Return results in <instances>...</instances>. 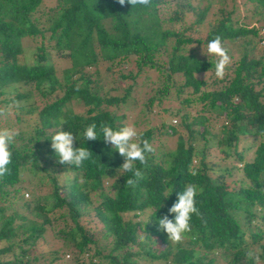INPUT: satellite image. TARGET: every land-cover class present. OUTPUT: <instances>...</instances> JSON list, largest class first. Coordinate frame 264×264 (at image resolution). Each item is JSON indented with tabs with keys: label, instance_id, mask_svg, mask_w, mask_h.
I'll list each match as a JSON object with an SVG mask.
<instances>
[{
	"label": "trees",
	"instance_id": "trees-1",
	"mask_svg": "<svg viewBox=\"0 0 264 264\" xmlns=\"http://www.w3.org/2000/svg\"><path fill=\"white\" fill-rule=\"evenodd\" d=\"M229 1L227 8L226 0H216L214 18L200 38L196 32L211 0L200 8L199 0L194 5L173 0L182 10H173L169 24L183 22L185 11L194 15L178 31L164 29L157 15L169 0H154L152 9L122 6L118 0H55L46 9L43 0H0V104L16 112L12 123L0 117V127L29 125L17 129L10 173L0 178V264H255L249 245L264 234V34L259 33L264 0H246L251 5L240 18L234 17V0ZM217 36L231 58L223 79L214 76L216 58L203 53ZM25 41L33 43L31 62L25 61ZM260 41V55L254 57ZM50 47L65 60L59 77L46 63ZM140 74L148 87L142 116L155 121L150 108L165 100H176L178 107L161 108L154 113L157 123L138 131L154 151L146 166L136 162L142 179L130 186L127 181L135 177L120 168L124 158L118 151L102 135L91 141L82 134L92 123L98 134L102 124L125 125L128 114L117 110L134 101ZM210 77L216 87L207 82ZM33 93L42 98L40 106L26 102ZM22 109L33 114L30 123L22 120ZM220 115L224 121L214 126ZM173 117L180 129L171 123ZM60 130L76 136L74 147L92 152L80 167L58 162L51 137ZM173 135L172 147L162 148ZM244 136L257 141L250 160L244 157ZM213 151L240 164L219 168L209 159ZM23 171L36 178L38 190L46 185L47 194L32 190L29 199L18 197ZM188 184L201 189L196 196L200 215H192L193 231L177 244L168 240L158 219L174 218L168 209ZM54 211L55 220L72 222L55 232L70 251L63 245L38 252ZM91 214L102 230L79 223ZM258 248L264 259V245Z\"/></svg>",
	"mask_w": 264,
	"mask_h": 264
},
{
	"label": "rangeland",
	"instance_id": "rangeland-1",
	"mask_svg": "<svg viewBox=\"0 0 264 264\" xmlns=\"http://www.w3.org/2000/svg\"><path fill=\"white\" fill-rule=\"evenodd\" d=\"M54 1L55 0H43L42 4H43L44 9H46L47 6H52L54 4ZM196 1H198V0H191V4L194 5L196 3ZM177 2H179V1H177ZM206 2H207V0H199V4H198L199 8L202 6H205ZM242 2H244L245 4H242ZM225 3H227L226 7L229 8L231 2L229 0H226ZM234 4L236 5L234 17H237V18L241 17L242 10L249 8L251 5L250 2H246V0H234ZM210 7H209L210 10L208 11L207 17L204 18L202 25L199 27L200 31L196 32V36L199 35L200 38H203L204 33L206 31V28H207V25L214 18L213 13L215 12L216 8L218 7L216 5V0H211ZM173 10H182L181 5H177L176 3L173 2V0H169V2L161 4L158 7L157 15L160 18V20H163L165 22L162 24L164 29L169 28L170 30L178 31L181 29L183 24L189 23V21L194 19V15L192 12L189 13L188 11H185L183 22L182 21L181 22H172L171 24H169L167 22V19L169 17L173 16ZM259 33L264 34V28H262L259 31ZM186 34H191V33L189 31H187ZM25 43H26L25 44L26 47L24 50L25 61L31 62L30 55H31V52L33 50V47H32L33 43H32V41L31 42L25 41ZM261 45H262V41L259 42V45H258L259 49H256L257 54L254 53V57H257L260 55ZM46 53H47L46 54V60H47L46 63L50 62L52 64V66L55 67V69H56L55 74L57 77H59L60 76V69L63 66H65V60L62 59L61 57H58L59 52H56L54 49H51V47L46 49ZM226 74H227V72H226ZM142 77H143V74H140V76L136 77L134 80L133 90L131 93L134 97V101L132 103H130V105L127 109H125V108L128 104L124 105V107L119 108V110H117V111L122 110L123 112L127 113L128 117H126V119L124 120L125 125L126 124H132L137 128L138 131H140L143 128H148V127L154 126L158 121V120H156L157 117L154 113H156L157 111H160L161 108H166V107L168 108V106H170L172 108L178 107V102L176 100H170V101L165 100V101H163V103H160V104L154 103L152 105V108H150V111H151L150 114L153 117L152 120H155V121L150 122V119L145 118V115L142 116L141 112H140V110L142 111L141 102L145 99V97L147 96V92H148V87L142 86V82H143ZM115 80H117V79H115ZM212 80H213L212 77H210L207 79V82H209L210 85H212L213 87H216V84L213 83ZM126 82L128 84L131 83L129 80H126ZM121 84L122 83H120L119 86H121ZM33 96L34 97H32V98H34V99H31V97H29L28 99H26V102H30L33 100L35 102L34 105L40 106L42 103V98H40L39 96L37 98V95L35 93H33ZM21 103L23 104L24 102H21ZM3 108L6 111V115L4 117L6 118V120L9 123H12L14 121V118H15L14 114L16 112L12 113L7 109V107L0 104V109H3ZM196 108H197V110L199 109L198 106ZM72 109H74L75 111H78V110H80V105L73 104ZM20 112H21V114H20L21 117L24 118V119H22V118L21 119L24 121L29 120L27 122L30 123V120H31L30 118L33 116V114L29 115L30 112L27 113L26 110H23V109ZM145 112H146V109H145ZM146 114H147V112H146ZM222 121H224V119L220 115L218 117L217 121L216 120L214 121L213 125L219 126V124ZM171 123L174 125H177V128L180 129L178 117H173ZM28 126H29L28 123L26 124V122H22L21 124H18V126L16 124H12L11 128L16 129V130L17 129L20 130V129H26ZM174 138H175L174 135L171 137H168L164 142H162L161 147L164 149L171 148L172 147V141L174 140ZM243 139H244V141H243L242 145L247 146L246 150L244 151V157L246 160H250L251 157L253 156L252 155L253 150H254V147H255V144L257 143V141H253L251 138H250L251 139L250 140L247 136H244ZM156 143H157V140L154 138L153 144H156ZM241 148H242V146H241ZM212 154H213L212 156H209V159H211V160L214 159L213 161L218 163L219 168L220 167H232V165H234V164L236 166H238L240 164L239 162L235 161L234 157H231L229 159H224V158H222V154L216 153V151H213ZM237 175H238L237 177H239L240 173ZM233 176H236V175H233ZM32 177L33 176L30 173L27 174V172H25V171L20 173L21 181H18V186H21V189L16 194L18 197H19V194H21L22 199H25V200L29 199L30 195H32L33 191H35L34 194H36V195L37 194H43V195L47 194L48 190H47L46 185L38 190L37 188L34 187V184L36 183V178L33 179ZM15 203H17V202H15ZM19 211H22V210L19 209ZM53 215L56 216L57 211H54L51 214V219H50L51 223L48 226H46L47 228H46V231L44 233V236L42 237V240H41L42 242L37 243L38 252L43 250V253H46V252H48V250H52V249H56V248L61 250V248L65 244L63 237L60 235L56 236L57 233L55 234V232H57L58 229L71 226L72 222L67 217H65L64 219L59 218V219L55 220L53 218ZM88 217H89V220L85 221V219H87ZM79 223L82 224L84 227L87 226L89 229H94L95 232H97V229L102 230V228H103V224L99 220H96L95 218H93L92 214L86 215L84 217L83 216L80 217ZM257 225L259 226V228L263 227L260 223ZM247 236H248V234H246V236H245L247 241H248ZM257 243H259L260 245L261 244L264 245V234H263V238L258 240V242L249 245V249L254 254L255 264H264V259H260L259 255H258L260 250L258 248L259 244L257 245ZM66 248H67V245H64V249H66ZM66 250L70 251V249H66ZM68 251L66 252L64 250L65 254H64L63 258H64L65 262L66 261L69 262V259L71 257V255L68 253ZM67 254H68V256H67ZM140 262H141V264H167V263L155 262V261L149 262L148 260H140ZM56 263L57 264H67V263H63L62 260H59ZM48 264H54V263H48ZM215 264H224V260H216Z\"/></svg>",
	"mask_w": 264,
	"mask_h": 264
},
{
	"label": "clouds",
	"instance_id": "clouds-1",
	"mask_svg": "<svg viewBox=\"0 0 264 264\" xmlns=\"http://www.w3.org/2000/svg\"><path fill=\"white\" fill-rule=\"evenodd\" d=\"M118 3L122 6L129 4L132 8L152 9L154 7V0H118ZM203 53L207 57L216 58L214 74L216 78L223 79L227 67L231 64V58L220 37L217 36L209 41L207 51H203ZM5 115L6 111L0 109V117ZM18 134L16 129L0 127V178L10 173L9 165L12 158L10 146ZM82 135L84 140L91 141L97 140L102 135L104 142L109 143L114 150L118 151L119 155L124 158L120 168L123 172H130L135 177V179L127 181L128 185L134 186L142 179V172L136 168V162L146 166L147 155L151 154L154 149L147 140L142 138L141 133L134 125L127 124L114 129L107 124H102L98 134L97 125L92 123L85 128ZM76 139L71 131L60 130L52 135L51 147L55 151L59 163L80 167L91 158L92 152L89 149L73 146ZM196 174L194 170L191 172V175ZM172 190H169L164 197H167ZM199 191L201 189L195 184L186 185L182 191L177 193L176 202L168 209L169 213L175 214L174 218L169 219L168 215H164L158 219L159 228L167 233L168 240L171 242L181 243L186 235L193 231L190 224L192 215H200L196 206V196Z\"/></svg>",
	"mask_w": 264,
	"mask_h": 264
}]
</instances>
